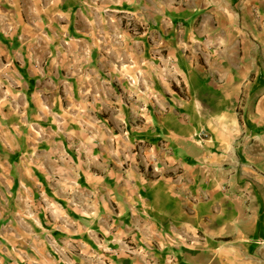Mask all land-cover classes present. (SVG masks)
<instances>
[{
	"label": "crops",
	"instance_id": "1",
	"mask_svg": "<svg viewBox=\"0 0 264 264\" xmlns=\"http://www.w3.org/2000/svg\"><path fill=\"white\" fill-rule=\"evenodd\" d=\"M0 264H264V0H0Z\"/></svg>",
	"mask_w": 264,
	"mask_h": 264
},
{
	"label": "built area",
	"instance_id": "2",
	"mask_svg": "<svg viewBox=\"0 0 264 264\" xmlns=\"http://www.w3.org/2000/svg\"><path fill=\"white\" fill-rule=\"evenodd\" d=\"M129 83H130V85H133L134 84V81L130 80ZM196 136L197 137H202L203 136V133L202 132H198ZM128 252L132 254L133 253V250H131L129 248Z\"/></svg>",
	"mask_w": 264,
	"mask_h": 264
}]
</instances>
